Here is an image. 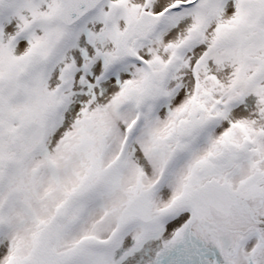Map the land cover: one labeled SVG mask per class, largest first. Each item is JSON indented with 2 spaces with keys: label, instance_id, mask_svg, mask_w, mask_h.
Masks as SVG:
<instances>
[{
  "label": "snow or ice",
  "instance_id": "obj_1",
  "mask_svg": "<svg viewBox=\"0 0 264 264\" xmlns=\"http://www.w3.org/2000/svg\"><path fill=\"white\" fill-rule=\"evenodd\" d=\"M0 264H264V0H0Z\"/></svg>",
  "mask_w": 264,
  "mask_h": 264
}]
</instances>
